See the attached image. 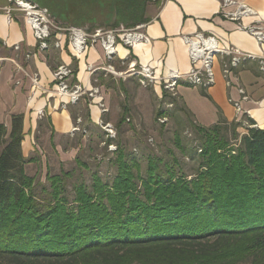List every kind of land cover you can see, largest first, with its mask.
Returning a JSON list of instances; mask_svg holds the SVG:
<instances>
[{
	"label": "trees",
	"instance_id": "obj_1",
	"mask_svg": "<svg viewBox=\"0 0 264 264\" xmlns=\"http://www.w3.org/2000/svg\"><path fill=\"white\" fill-rule=\"evenodd\" d=\"M129 20L133 28L148 19ZM188 122L206 136L192 177L163 178L150 159L144 180L120 157L112 184L76 186L73 205L61 194L68 172L49 177L51 198L36 195L23 115L9 129L0 122V264H264V128L246 115Z\"/></svg>",
	"mask_w": 264,
	"mask_h": 264
},
{
	"label": "crops",
	"instance_id": "obj_2",
	"mask_svg": "<svg viewBox=\"0 0 264 264\" xmlns=\"http://www.w3.org/2000/svg\"><path fill=\"white\" fill-rule=\"evenodd\" d=\"M234 1L246 3L256 12L255 15L243 16L241 23L251 24L255 19H260L264 27V0ZM5 6L7 4L0 0V122L9 129L12 115H23L22 153L27 158L34 152L33 144L36 141H50L52 135L56 137L72 133L75 120L71 110L86 97L62 109L60 104L68 102L66 97L34 86L12 60L27 72L38 73L43 88L54 90L53 70L58 65L65 64L72 69L70 84L91 88L94 84L87 67H102L107 59L98 42L82 54H76L66 32L52 35L48 48L40 50L24 14L17 10L7 13ZM235 7H222L221 0H162L157 10L142 23L147 40L136 42L129 48L118 45L117 56L122 62L127 59L139 66H149L159 77L171 72L185 74L190 70L191 62L183 37L202 32L214 35L220 45H233L264 58V43H258L250 33L240 29L236 21L223 16V12L233 11ZM55 41L59 42V46L55 45ZM14 45H19L20 49L15 50ZM214 69L215 82L207 88L181 79L177 85V105L198 125L210 126L220 118L227 122L239 121L246 115L256 126L264 128V71L259 60L249 59L240 63L229 75V85L222 75L219 59ZM158 83L160 88L162 83ZM99 86L104 98V91ZM238 87L244 89L247 99L241 98ZM88 99V117L92 124H98L105 113L100 112L97 98ZM232 101L239 102L240 113L235 111ZM40 110L44 112L42 117L38 114ZM36 147L39 148L38 145ZM58 151L60 161L70 159L75 154L74 151Z\"/></svg>",
	"mask_w": 264,
	"mask_h": 264
},
{
	"label": "rangeland",
	"instance_id": "obj_3",
	"mask_svg": "<svg viewBox=\"0 0 264 264\" xmlns=\"http://www.w3.org/2000/svg\"><path fill=\"white\" fill-rule=\"evenodd\" d=\"M46 7L55 24L63 27L75 26L87 31L132 28V18L139 12L148 19L162 0H32ZM9 4L8 0H3ZM138 12V13H137ZM128 13V14H127ZM123 19V20H122ZM126 20V21H125ZM53 35V31L51 32ZM118 40L123 32L118 33ZM53 40V39H52ZM131 47V46H129ZM130 61L114 55L105 60L113 71L98 69L92 76L94 85H101L108 111L104 114L113 128V136L98 124H92L86 115L89 99H81L72 108V115L81 119L80 130L62 136H51L50 141H36L34 152L24 164L26 175L34 178V191L40 198H51L52 175L68 176L61 183L65 195L72 204L75 187L84 185L92 192L95 178L111 185L118 173L119 159L138 165L133 168L140 178L148 177L149 160L152 159L163 178L170 175L192 177L203 163L200 150L206 139L188 122V115L181 107L169 103L158 81L142 85L139 75L130 70ZM140 69L136 65L135 71ZM155 84L157 85L155 87ZM161 89V90H160ZM168 95V94H167ZM97 123V122H96ZM232 127L225 132L231 148L237 144ZM53 138V139H52ZM39 146L36 147L37 145ZM42 151V153L40 152ZM58 150L74 151L70 159L60 161ZM44 155V159L42 158ZM44 162L46 164L44 165ZM139 188L140 179H137Z\"/></svg>",
	"mask_w": 264,
	"mask_h": 264
},
{
	"label": "built area",
	"instance_id": "obj_4",
	"mask_svg": "<svg viewBox=\"0 0 264 264\" xmlns=\"http://www.w3.org/2000/svg\"><path fill=\"white\" fill-rule=\"evenodd\" d=\"M9 4L4 7L7 13L14 10L20 11L24 14L25 20L32 27L34 36L38 42L40 50L48 48V41L53 35L66 32L69 42L76 54H82L89 46H94L97 42L101 45L104 57L106 59H112L114 55L118 54L117 46L122 45L126 48L132 46L128 42V36H137L140 41H146L147 37L142 31L144 24L136 25L133 28H118L101 30L95 29L93 31H87L85 29L68 26L63 27L54 23L49 15V11L46 7H40L32 0H8ZM235 5L233 11L223 12V16L230 20H234L238 23V27L248 33H250L258 43H264V27L260 19H255L251 24L241 23L243 16L255 15L256 12L246 3L238 2L234 0H221V6ZM123 32V37L118 40V33ZM184 42L187 45L188 56L191 62L190 70L181 74L178 72H171L167 75L157 76L153 69L149 66H140L138 71H135V62H130V70L139 75V82L142 85H148L159 81L162 83L164 90L172 96L177 95V85L181 79L186 80L190 84L198 85L200 87L207 88L215 82V69L214 64L217 59L220 60L221 72L225 78L227 84H230L229 75L232 70L237 68L238 65L246 60L254 59L259 60L261 63V69L264 71V58L257 55L244 52L233 45H220L214 35L205 34L202 32H195L192 34L184 35ZM55 45L59 46V42L55 41ZM15 50H19V45H14ZM29 56V54H26ZM1 60V58H0ZM16 64L18 70L24 72V74L30 79L31 83L43 89L47 92H54L59 96L66 97L68 102H62L60 108L66 109L68 104L76 103L81 97L87 96L91 99L97 98V106L101 113L108 111V106L101 95V89L99 85H93L91 88H86L80 84H70L69 77L73 74L70 67L65 64L58 65L53 70V78L55 83V89H45L39 83V75L36 72L29 73L25 69L12 60ZM113 71V67L108 65L105 67H93L89 65L87 71L91 77L98 69ZM238 91L241 94L242 99H247L248 96L242 87H238ZM234 109L237 113L241 112L239 102L232 101ZM39 116L42 117L44 112L40 110ZM80 117H77L72 127V133L80 130ZM98 125L105 131L109 132V136H113V128L111 124L100 119Z\"/></svg>",
	"mask_w": 264,
	"mask_h": 264
},
{
	"label": "bare ground",
	"instance_id": "obj_5",
	"mask_svg": "<svg viewBox=\"0 0 264 264\" xmlns=\"http://www.w3.org/2000/svg\"><path fill=\"white\" fill-rule=\"evenodd\" d=\"M128 42H130L132 45L136 42H139L140 40L137 38V36H128L127 37Z\"/></svg>",
	"mask_w": 264,
	"mask_h": 264
}]
</instances>
